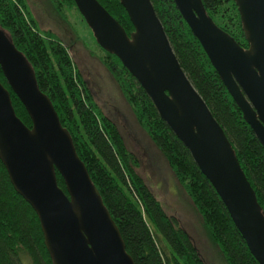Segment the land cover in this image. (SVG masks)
<instances>
[{"label":"water","instance_id":"obj_1","mask_svg":"<svg viewBox=\"0 0 264 264\" xmlns=\"http://www.w3.org/2000/svg\"><path fill=\"white\" fill-rule=\"evenodd\" d=\"M72 1L96 44L136 80L216 192L249 253L264 264V214L222 129L181 69L150 0H119L133 28L129 34L96 0ZM172 1L264 149V0H233L246 48L215 25L200 0ZM0 70L31 123L27 127L16 117L0 83V161L15 192L35 212L52 264H134L69 133L1 28Z\"/></svg>","mask_w":264,"mask_h":264},{"label":"trees","instance_id":"obj_2","mask_svg":"<svg viewBox=\"0 0 264 264\" xmlns=\"http://www.w3.org/2000/svg\"><path fill=\"white\" fill-rule=\"evenodd\" d=\"M129 34L133 28L119 0H96ZM216 26L246 48L233 0H200ZM170 47L186 77L200 95L230 143L239 167L264 214V149L199 42L172 0H150ZM62 18L76 10L72 0H49ZM0 28L30 64L37 88L50 100L69 133L75 152L115 223L134 264H205L175 216L168 214L136 172L138 161L115 123L102 114L75 69L68 48L50 31L40 33L24 0H0ZM98 60L115 81L138 127L165 159L173 177L197 211L209 240L224 264H258L216 192L188 150L158 116L150 99L120 61L100 48ZM17 118L30 119L0 70ZM56 184L65 193L55 171ZM0 264H52L33 209L15 192L0 161Z\"/></svg>","mask_w":264,"mask_h":264},{"label":"rangeland","instance_id":"obj_3","mask_svg":"<svg viewBox=\"0 0 264 264\" xmlns=\"http://www.w3.org/2000/svg\"><path fill=\"white\" fill-rule=\"evenodd\" d=\"M40 33L50 31L68 48L69 55L89 95L102 114L116 125L127 147L138 161L136 172L160 201L168 214L175 216L205 264H224L209 240L201 219L173 177L165 159L136 124L115 81L97 56L100 47L76 10L57 15L49 0H24Z\"/></svg>","mask_w":264,"mask_h":264}]
</instances>
